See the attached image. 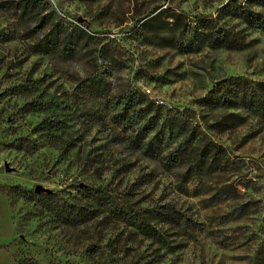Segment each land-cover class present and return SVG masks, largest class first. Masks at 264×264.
I'll use <instances>...</instances> for the list:
<instances>
[{
	"label": "rangeland",
	"instance_id": "rangeland-1",
	"mask_svg": "<svg viewBox=\"0 0 264 264\" xmlns=\"http://www.w3.org/2000/svg\"><path fill=\"white\" fill-rule=\"evenodd\" d=\"M234 1L263 12L253 0H0V264H264V117L230 106L233 78L264 82V30L220 19ZM201 18L243 30L248 47L182 52ZM134 93L182 112L219 161L172 168L137 150L115 124ZM98 189L112 208L88 196ZM169 211L174 227L157 222Z\"/></svg>",
	"mask_w": 264,
	"mask_h": 264
},
{
	"label": "trees",
	"instance_id": "trees-1",
	"mask_svg": "<svg viewBox=\"0 0 264 264\" xmlns=\"http://www.w3.org/2000/svg\"><path fill=\"white\" fill-rule=\"evenodd\" d=\"M253 2L260 6L263 12L253 11L243 3L234 1L222 9L220 19H240L251 29L264 30V0H253ZM38 10V4L34 6L26 4L22 12L23 14H30L38 12ZM45 10L48 12L49 6ZM38 13L42 14L43 12L39 11ZM45 17L50 18L49 22L52 24L57 17V13L48 12L42 18V22ZM42 25L45 27L44 23ZM43 26L40 27L38 33H46V31H43ZM62 28L60 30L51 28L47 35L58 37L63 30ZM76 34L80 35L82 32L80 33L78 29H75L72 35ZM185 35L189 36L187 41L179 44L178 48L184 53L199 52L203 44H208L213 48L229 50H244L248 47L243 30L236 31L234 28L222 27L217 19L201 18L195 23V27L191 26L186 29ZM191 36H193L192 39ZM51 42L53 41H49L48 44H51ZM172 43L175 44L174 41ZM175 45L178 46V44ZM59 46L60 43H57L55 48L57 49ZM44 48L40 47L37 52L49 54L50 50L46 49V46ZM230 86L232 97L235 100L230 103V106L234 104L236 107L264 117V82L235 77L230 81ZM210 102L218 107L222 106L221 103H216V97H213ZM222 103L226 106L228 102ZM118 106L122 108V111L115 117V124L133 131L135 139L132 141V145L137 150H143L153 160L167 167L182 168L187 166L192 169H198L201 164L211 166L217 160L219 161L220 149H217L214 155H212V150L203 149L201 142H197L196 132L191 131V127L182 118V112L165 114L162 111L163 107L156 106L154 102L145 103L138 93L120 100ZM192 133L194 134L191 135ZM93 192H89L90 195L88 196L94 202H98L101 207L112 208L115 205L113 196L106 191L98 189ZM114 213L119 220L136 228L144 236L157 241L160 240V229L157 226L135 221L133 217L128 216V211L125 208L114 209ZM179 219L180 217L176 215L175 211L172 213L169 211L165 217L162 216L157 222L173 226Z\"/></svg>",
	"mask_w": 264,
	"mask_h": 264
},
{
	"label": "water",
	"instance_id": "water-1",
	"mask_svg": "<svg viewBox=\"0 0 264 264\" xmlns=\"http://www.w3.org/2000/svg\"><path fill=\"white\" fill-rule=\"evenodd\" d=\"M7 172L8 173H14L15 169H13V168L10 169L9 165L7 164ZM35 193L39 194V195L40 194H52V191L47 189V188H45V187H43L42 185H39V186L36 187Z\"/></svg>",
	"mask_w": 264,
	"mask_h": 264
},
{
	"label": "clouds",
	"instance_id": "clouds-1",
	"mask_svg": "<svg viewBox=\"0 0 264 264\" xmlns=\"http://www.w3.org/2000/svg\"><path fill=\"white\" fill-rule=\"evenodd\" d=\"M84 74L83 73H81V76H83Z\"/></svg>",
	"mask_w": 264,
	"mask_h": 264
}]
</instances>
